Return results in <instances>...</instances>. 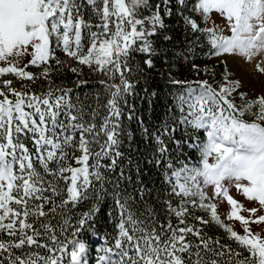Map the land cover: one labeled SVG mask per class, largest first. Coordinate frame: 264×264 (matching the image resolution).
<instances>
[{
	"label": "snow or ice",
	"instance_id": "6c2138e0",
	"mask_svg": "<svg viewBox=\"0 0 264 264\" xmlns=\"http://www.w3.org/2000/svg\"><path fill=\"white\" fill-rule=\"evenodd\" d=\"M255 73L264 0H0V264H264Z\"/></svg>",
	"mask_w": 264,
	"mask_h": 264
},
{
	"label": "rangeland",
	"instance_id": "374dc122",
	"mask_svg": "<svg viewBox=\"0 0 264 264\" xmlns=\"http://www.w3.org/2000/svg\"><path fill=\"white\" fill-rule=\"evenodd\" d=\"M218 24L220 23V19L217 18V21H216ZM223 25L221 24V27ZM249 70L248 72H251V68L250 66L248 67ZM254 76L256 77L258 83H257V86H261V81H264V76H260V74L258 73H255ZM254 82V81H253ZM252 82V83H253ZM256 86V84H255ZM230 194L233 195V197L235 199H237L240 203H242L245 207H251L253 206V203L248 201L245 197L242 196V194H240L239 192H237L234 188L230 189ZM217 211H218V214H221V217L222 219H224L227 215V212L230 211V205H228L227 201L225 199H220L217 201ZM243 215H248V213L246 211H243L242 210V213ZM226 222H229L232 224V226L238 230V231H241L242 232V227L240 225V222L239 221H227ZM250 227L252 229V231L254 232H259L260 234H264V223H261L259 225L255 224V223H251L250 224Z\"/></svg>",
	"mask_w": 264,
	"mask_h": 264
},
{
	"label": "bare ground",
	"instance_id": "6f19581e",
	"mask_svg": "<svg viewBox=\"0 0 264 264\" xmlns=\"http://www.w3.org/2000/svg\"><path fill=\"white\" fill-rule=\"evenodd\" d=\"M247 71L249 70V68H247L246 69ZM241 71H245L244 69H241ZM254 81V82H253ZM252 82H253V85L255 86V84H256V88L258 89L259 88V86H257V83H258V81H257V79H256V77H255V79L253 80Z\"/></svg>",
	"mask_w": 264,
	"mask_h": 264
},
{
	"label": "trees",
	"instance_id": "16d2710c",
	"mask_svg": "<svg viewBox=\"0 0 264 264\" xmlns=\"http://www.w3.org/2000/svg\"><path fill=\"white\" fill-rule=\"evenodd\" d=\"M261 236H264V234H261Z\"/></svg>",
	"mask_w": 264,
	"mask_h": 264
}]
</instances>
